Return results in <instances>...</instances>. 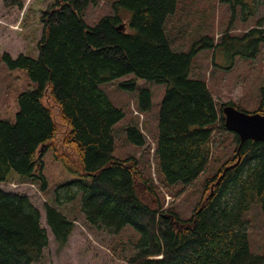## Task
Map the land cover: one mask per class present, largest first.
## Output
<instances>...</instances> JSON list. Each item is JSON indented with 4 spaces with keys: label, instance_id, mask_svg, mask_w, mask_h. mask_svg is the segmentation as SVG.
Segmentation results:
<instances>
[{
    "label": "trees",
    "instance_id": "1",
    "mask_svg": "<svg viewBox=\"0 0 264 264\" xmlns=\"http://www.w3.org/2000/svg\"><path fill=\"white\" fill-rule=\"evenodd\" d=\"M230 5L231 18L237 8L243 18L262 15L240 36L229 28L223 44L235 53L253 56L264 44V0H219ZM94 0H53L42 11L41 38L35 58L20 54L1 60L10 68H21L32 81L19 92L14 119L0 117V182L37 183L42 191L47 181L42 173V153L52 146L58 131L49 107L42 102L45 91L59 110L67 128L61 142L75 155L54 153L79 179L56 189V206L45 202V222L61 249L73 221L60 206L81 191L80 210L91 226L119 233L131 226L138 234L127 264H264V256L251 251L243 216L258 203L264 216V139H245L224 126L222 107L204 80L188 75L192 58L200 48H215L202 36L188 51L172 49L167 22L178 0H115L113 13L87 26L81 12ZM21 5L20 0H4ZM228 25V27H230ZM132 74L119 83L127 91L141 78L166 84L158 116L154 160L164 187L193 183L206 171L213 152L225 134L232 135L234 149L217 171L206 178V195L188 219L172 206H164L153 180L129 156H113L112 126L123 112L115 107L99 84ZM138 107L151 105L148 89H140ZM264 114L263 108L256 111ZM128 140L143 146L145 139L136 124L126 128ZM91 178L86 185L83 179ZM62 192V193H61ZM40 213L26 195L0 190V264H32L47 246Z\"/></svg>",
    "mask_w": 264,
    "mask_h": 264
},
{
    "label": "rangeland",
    "instance_id": "2",
    "mask_svg": "<svg viewBox=\"0 0 264 264\" xmlns=\"http://www.w3.org/2000/svg\"><path fill=\"white\" fill-rule=\"evenodd\" d=\"M114 1L90 2L81 12L85 24L92 26L104 15L113 13ZM20 2V6L6 5L4 0H0V117L10 120L14 119L17 110L18 93L32 81L24 69L8 67L1 60V56L8 54L11 58H16L25 54L36 57L37 44L43 31L40 17L53 0ZM262 11L260 8L255 16L249 15L244 19L243 12L238 7L229 25L231 8L228 4L219 0H178L176 11L167 22V34L172 41L173 50L188 51L194 42L205 35L216 44L215 48L204 47L197 51L192 58L188 75L206 82L217 109H220V104L226 102L237 104L239 110L247 113H253L260 107L264 109V44L253 56H246L235 53V46L226 47L220 38L227 28L232 35L240 36L255 25ZM132 77V74H128L99 84V88L113 105L123 112V117L112 126L115 143L113 156L121 159L135 157L143 172L157 186L164 206L174 207L180 218L188 219L196 204L207 193L205 179L212 176L232 154V135L225 134L220 142L221 146L212 150L213 156L206 171L175 195L182 186L167 188L160 183L153 154L158 133L159 108L166 84L136 78L134 91L120 87V82ZM143 88L148 89L151 95V105L146 111H141L138 107V94ZM42 102L50 108L58 128L52 146L42 153V173L46 178L47 188L42 191L37 183L20 182L14 174L10 182H0L1 191L26 195L40 213V224L46 229L48 243L41 258L32 264H127L126 257L134 253L132 244L139 234L129 225L116 234L91 226L80 210L81 191L75 198L59 207L73 221L74 226L65 245L61 249L58 248L45 222L44 204L48 202L56 206V189L79 177L67 170L54 156L55 152L68 154L72 166H77L75 155L62 145L61 139L67 128L61 123L58 107L48 91H45ZM129 124H136L140 129L145 139L143 146H135L128 140L126 128ZM83 182L89 185L91 178L86 177ZM243 218L247 224L251 251L264 256V216L260 205L252 204Z\"/></svg>",
    "mask_w": 264,
    "mask_h": 264
},
{
    "label": "water",
    "instance_id": "3",
    "mask_svg": "<svg viewBox=\"0 0 264 264\" xmlns=\"http://www.w3.org/2000/svg\"><path fill=\"white\" fill-rule=\"evenodd\" d=\"M222 113L225 128L237 134L241 141L248 138L264 139V114L247 113L229 104L222 107Z\"/></svg>",
    "mask_w": 264,
    "mask_h": 264
}]
</instances>
